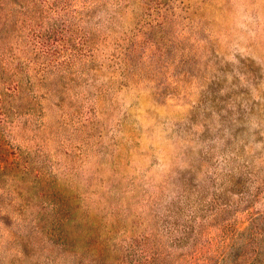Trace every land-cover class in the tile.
I'll use <instances>...</instances> for the list:
<instances>
[{
	"label": "rangeland",
	"instance_id": "rangeland-1",
	"mask_svg": "<svg viewBox=\"0 0 264 264\" xmlns=\"http://www.w3.org/2000/svg\"><path fill=\"white\" fill-rule=\"evenodd\" d=\"M0 264H264V0H0Z\"/></svg>",
	"mask_w": 264,
	"mask_h": 264
}]
</instances>
